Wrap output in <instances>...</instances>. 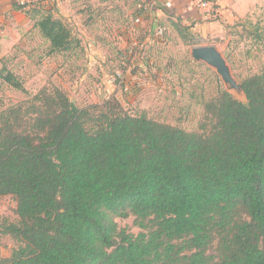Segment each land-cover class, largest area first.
<instances>
[{
    "label": "trees",
    "instance_id": "trees-1",
    "mask_svg": "<svg viewBox=\"0 0 264 264\" xmlns=\"http://www.w3.org/2000/svg\"><path fill=\"white\" fill-rule=\"evenodd\" d=\"M38 9L50 53L80 43ZM1 82L27 93L5 65ZM240 84L246 102L220 88L194 130L114 96L78 106L56 86L2 108L0 197L18 218L0 222L16 242L0 264H264V67ZM131 216L136 234L115 221Z\"/></svg>",
    "mask_w": 264,
    "mask_h": 264
},
{
    "label": "rangeland",
    "instance_id": "rangeland-1",
    "mask_svg": "<svg viewBox=\"0 0 264 264\" xmlns=\"http://www.w3.org/2000/svg\"><path fill=\"white\" fill-rule=\"evenodd\" d=\"M141 2L34 0L27 4L32 19L9 21L1 27L0 34V67L5 65L11 70L27 93L1 82L0 110L43 87L56 86L78 106L114 96L131 114L145 113L158 121L194 130L203 113V101L216 96L225 86L211 66L192 58V46L215 45L237 82L264 67V0H256L245 16L225 26L219 35H210L211 31L204 29L206 33L200 36L189 27L191 43L185 42L175 29V20L183 22L179 17H164L160 22H142L138 26L135 16L127 14H133ZM38 6L44 10L52 6L54 16L68 25L80 43L69 51L50 53L49 43L34 26L41 10ZM205 15L206 20H211L210 14ZM158 26L165 28L164 38L145 43L144 39L155 35ZM6 27L10 29L6 31ZM230 93L245 102L241 93ZM15 208L13 198L0 197V222L16 221ZM115 221L134 234L140 231L132 216L116 217ZM15 247L9 235L0 233L1 259L8 258Z\"/></svg>",
    "mask_w": 264,
    "mask_h": 264
},
{
    "label": "crops",
    "instance_id": "crops-1",
    "mask_svg": "<svg viewBox=\"0 0 264 264\" xmlns=\"http://www.w3.org/2000/svg\"><path fill=\"white\" fill-rule=\"evenodd\" d=\"M131 1L132 0H130V2ZM138 1L139 0H137V2ZM143 1L146 0H142V2ZM215 2L218 3L220 16H218V19H215L214 21L212 19L213 17L210 18L211 20H206L208 16H206L204 12L198 11L197 9L192 7L187 0H172L169 5H164L163 9L155 8L151 11L142 12L136 10L133 12V14L128 12L130 14L127 15H130V17L135 16V22H140L138 26L142 25V22H150L151 24L156 21L160 22L164 17L171 19L179 17L180 19H183V23L185 25H189L190 28L195 33H199L200 36H203L206 33L203 32L204 29L207 31H211L212 34L210 35H213L214 33L219 35L218 33L223 31V28L225 26L232 25L240 17L245 16L249 12V10L253 8L256 0H215ZM26 5L27 4H21L20 0H0V34L2 32L1 27L7 26L9 24V21L10 23H12V20H17V22H20L25 18L31 20V17L29 15L31 14V9L29 7H26ZM25 8H28V10L24 11ZM117 15L118 17H120V12H118ZM9 29L10 28L8 27L5 28L6 31H8Z\"/></svg>",
    "mask_w": 264,
    "mask_h": 264
},
{
    "label": "water",
    "instance_id": "water-1",
    "mask_svg": "<svg viewBox=\"0 0 264 264\" xmlns=\"http://www.w3.org/2000/svg\"><path fill=\"white\" fill-rule=\"evenodd\" d=\"M190 54L194 60L204 62L216 71L222 80L226 91H234L237 94L241 93V95L245 97L246 102V96L243 92L240 82H237V80L234 78L225 57L215 45L192 46L190 49Z\"/></svg>",
    "mask_w": 264,
    "mask_h": 264
},
{
    "label": "built area",
    "instance_id": "built-area-1",
    "mask_svg": "<svg viewBox=\"0 0 264 264\" xmlns=\"http://www.w3.org/2000/svg\"><path fill=\"white\" fill-rule=\"evenodd\" d=\"M34 0H20L21 4H29ZM172 0H147L144 4H138L137 8L144 11H151L155 8H159L164 5H169ZM189 4L197 9L198 11H202L204 13H208L211 17H218L220 14V10L218 7V3L215 0H187ZM165 31L164 27H159L157 29V34L160 35Z\"/></svg>",
    "mask_w": 264,
    "mask_h": 264
}]
</instances>
